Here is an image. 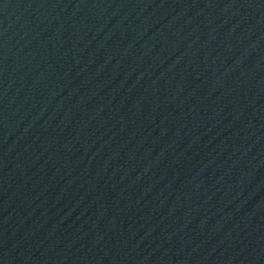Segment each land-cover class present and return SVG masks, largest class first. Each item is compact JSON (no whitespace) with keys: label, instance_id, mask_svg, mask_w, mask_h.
<instances>
[{"label":"water","instance_id":"water-1","mask_svg":"<svg viewBox=\"0 0 264 264\" xmlns=\"http://www.w3.org/2000/svg\"><path fill=\"white\" fill-rule=\"evenodd\" d=\"M0 264H264V0H0Z\"/></svg>","mask_w":264,"mask_h":264}]
</instances>
